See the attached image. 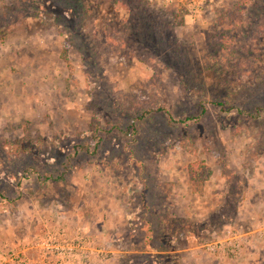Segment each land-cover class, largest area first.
<instances>
[{"label": "rangeland", "instance_id": "rangeland-1", "mask_svg": "<svg viewBox=\"0 0 264 264\" xmlns=\"http://www.w3.org/2000/svg\"><path fill=\"white\" fill-rule=\"evenodd\" d=\"M198 2L191 13L154 0H0V254L46 264L42 241L59 226L90 241L89 264H111L112 245L116 264H155L143 251L166 244L157 210L214 223L183 250L232 226L219 220L232 213L224 177L243 183L252 152L264 156V0ZM196 161L212 171L198 185ZM96 182L109 198L91 193ZM115 200L125 227L113 241L66 211ZM35 211L50 215L22 237Z\"/></svg>", "mask_w": 264, "mask_h": 264}, {"label": "crops", "instance_id": "crops-1", "mask_svg": "<svg viewBox=\"0 0 264 264\" xmlns=\"http://www.w3.org/2000/svg\"><path fill=\"white\" fill-rule=\"evenodd\" d=\"M254 169L244 174L243 181L244 187L242 195L236 208V218L234 222L229 225L241 231L248 239V244L244 249V253L239 260H232L224 255L217 254L215 256L204 255L201 251H197L194 247L188 248L182 251V262L185 264H264V156L253 161ZM90 187L91 193H96L102 189V194L105 193L108 196L112 194V188L110 186L104 187L102 184ZM100 188V189H99ZM224 189V188H223ZM101 192V191H100ZM214 193V192H213ZM224 194V191H223ZM120 200H115V204L107 203L99 209L89 208L87 211L89 214L83 213L82 205H72L66 209L69 218L76 221L77 225L82 228L89 229L90 233L99 232L102 229L108 230L109 239L118 237V233L124 230V212L122 206L118 203ZM117 203V204H116ZM27 204L21 205V212H19L18 219H25L24 213ZM37 209V208H36ZM46 214V215H45ZM66 214V213H65ZM85 214V216H84ZM24 215V216H23ZM44 219H47L49 213H41ZM40 215L35 213L30 215L28 219L29 224L21 231L25 234H35L41 223ZM45 215V216H44ZM47 217V218H46ZM105 217V221H103ZM40 219V220H39ZM40 221V222H39ZM36 227V228H35ZM22 228V227H21ZM25 230V231H24ZM10 230H4L3 225H0V241L2 236L9 234ZM2 235V236H1ZM99 235V234H97ZM21 237V238H22ZM11 238H17L12 236ZM10 238V239H11ZM18 242V240L15 239ZM113 241V240H112ZM23 243V242H22ZM15 245V244H14ZM113 256L111 264L118 262L117 249L112 245ZM116 249V250H115ZM34 257H29L28 264H34ZM46 264H52V260L48 259ZM51 261V262H50ZM91 261V260H90ZM38 263V262H36Z\"/></svg>", "mask_w": 264, "mask_h": 264}, {"label": "trees", "instance_id": "trees-1", "mask_svg": "<svg viewBox=\"0 0 264 264\" xmlns=\"http://www.w3.org/2000/svg\"><path fill=\"white\" fill-rule=\"evenodd\" d=\"M175 141H172L174 143ZM179 145L177 143H174L173 145ZM262 151H257L255 154V151L252 152L253 157L251 158L252 161L257 160V158L260 156ZM259 155V156H258ZM187 175L188 180L190 183H193L195 185H198L200 183L205 182L208 180L211 175L212 171L211 169L206 166L202 161H196L194 163L189 164L187 168ZM235 175L233 172L227 174L224 178L227 179L226 185L227 187V193L225 195V198L227 200V210L231 207L232 210L228 216L226 214H223L219 220L222 222V224H228L233 222L234 220V213H236L237 204L239 203L242 195V190L244 187V181L243 183L235 181V183H232L230 180V176ZM156 212L161 213V220L160 223L162 224V227H166L167 231L164 233L161 237V241L165 242L166 244L163 245L161 250H145L143 251V254H147L148 258L153 260V263L155 264H180V252L183 250L184 244H193L196 243L197 240L200 241L201 237L203 238V235L213 230L214 223H210L208 225H199V228H195V225L189 220L185 218H180L178 216H175L170 213V208L167 207L162 210H157ZM233 218V219H232ZM133 222H130V224ZM129 233L130 237L132 238L134 236L133 232V226L132 224L129 226ZM152 239V238H151ZM150 239V240H151ZM183 242H186L182 245ZM179 245L177 249H169L168 246L171 245ZM148 247L152 248L150 246V241L147 243ZM155 251V252H151ZM153 253V254H152ZM132 257V254L126 255L123 257V259H129Z\"/></svg>", "mask_w": 264, "mask_h": 264}, {"label": "built area", "instance_id": "built-area-1", "mask_svg": "<svg viewBox=\"0 0 264 264\" xmlns=\"http://www.w3.org/2000/svg\"><path fill=\"white\" fill-rule=\"evenodd\" d=\"M150 1V0H149ZM153 1V0H151ZM157 3L176 4L181 7H187L191 13L197 12L196 4H200L198 0H154ZM184 1V2H183ZM212 1V0H201ZM203 2V3H204ZM186 3V4H184ZM57 237L59 239L57 240ZM90 241H87L83 237L74 238L70 240L66 237L64 228L57 226L56 231L50 233L47 232L46 238L42 241L43 250L46 252L44 257L50 258L52 264H89L91 256L89 254L86 245ZM248 244L247 237L236 228L227 226L224 228L222 234L217 236L214 240L204 243L200 246L201 251L209 256H215L217 254L224 255L232 260L241 259L244 249ZM40 245V244H39ZM103 255L104 252H99ZM7 259V260H6ZM15 261V262H12ZM0 264H24L18 256L14 254H0Z\"/></svg>", "mask_w": 264, "mask_h": 264}]
</instances>
